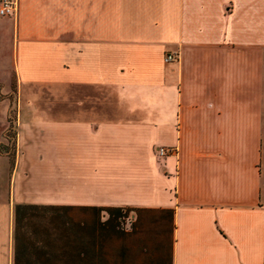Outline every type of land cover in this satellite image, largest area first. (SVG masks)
<instances>
[{
  "label": "crops",
  "instance_id": "1",
  "mask_svg": "<svg viewBox=\"0 0 264 264\" xmlns=\"http://www.w3.org/2000/svg\"><path fill=\"white\" fill-rule=\"evenodd\" d=\"M15 1L0 264H264V0Z\"/></svg>",
  "mask_w": 264,
  "mask_h": 264
},
{
  "label": "rangeland",
  "instance_id": "2",
  "mask_svg": "<svg viewBox=\"0 0 264 264\" xmlns=\"http://www.w3.org/2000/svg\"><path fill=\"white\" fill-rule=\"evenodd\" d=\"M13 14L0 15V198L12 182L18 157V87L13 70L11 32Z\"/></svg>",
  "mask_w": 264,
  "mask_h": 264
},
{
  "label": "built area",
  "instance_id": "3",
  "mask_svg": "<svg viewBox=\"0 0 264 264\" xmlns=\"http://www.w3.org/2000/svg\"><path fill=\"white\" fill-rule=\"evenodd\" d=\"M16 11V1L15 0H0V15H10L14 14ZM174 54H166L164 57L165 62H170L174 60ZM174 149L172 147L160 146L157 148V154L159 156H166L172 154Z\"/></svg>",
  "mask_w": 264,
  "mask_h": 264
},
{
  "label": "trees",
  "instance_id": "4",
  "mask_svg": "<svg viewBox=\"0 0 264 264\" xmlns=\"http://www.w3.org/2000/svg\"><path fill=\"white\" fill-rule=\"evenodd\" d=\"M108 212H112L115 216H120L121 215V209L119 208H113V209H105Z\"/></svg>",
  "mask_w": 264,
  "mask_h": 264
}]
</instances>
